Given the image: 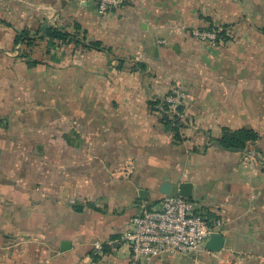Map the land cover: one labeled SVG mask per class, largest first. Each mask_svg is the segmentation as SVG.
I'll return each instance as SVG.
<instances>
[{
  "label": "crops",
  "instance_id": "crops-1",
  "mask_svg": "<svg viewBox=\"0 0 264 264\" xmlns=\"http://www.w3.org/2000/svg\"><path fill=\"white\" fill-rule=\"evenodd\" d=\"M45 23H78L103 48L45 38L17 57L16 34ZM211 26L227 37L194 35ZM174 88L183 142L150 103ZM224 127L261 138L232 151L215 143ZM260 154L264 0H122L105 14L97 0H0V264H129L127 245L95 257L94 243L182 182L225 245L148 264H264Z\"/></svg>",
  "mask_w": 264,
  "mask_h": 264
},
{
  "label": "built area",
  "instance_id": "built-area-1",
  "mask_svg": "<svg viewBox=\"0 0 264 264\" xmlns=\"http://www.w3.org/2000/svg\"><path fill=\"white\" fill-rule=\"evenodd\" d=\"M122 0H97L101 14L121 4ZM194 35L202 40L215 41L217 31L196 29ZM166 100L176 111L183 102L184 93L174 89ZM222 219L208 220L205 211H198L194 200L181 194L165 195L150 205L144 201L133 218L130 227L117 237L96 241L94 253L101 254L106 245L114 248L129 247V264H148L169 254H198L206 250L211 233L219 231Z\"/></svg>",
  "mask_w": 264,
  "mask_h": 264
},
{
  "label": "trees",
  "instance_id": "trees-1",
  "mask_svg": "<svg viewBox=\"0 0 264 264\" xmlns=\"http://www.w3.org/2000/svg\"><path fill=\"white\" fill-rule=\"evenodd\" d=\"M212 30H218L211 26ZM79 34H82L81 36ZM86 32L82 30L80 24L76 23L75 31L69 32L64 30V28L58 27L51 23H45L40 28L32 30L30 28H25L20 30L15 36V46L13 50H16L17 57L26 58L29 57L31 50L38 44L40 40L49 38L50 43L53 46L61 47L64 43L75 42L82 45L85 48H103V43L99 40L97 41H86ZM217 35L221 37H227L225 31L218 32ZM30 65L39 63L38 60H28ZM171 90L167 95L173 94ZM166 96L161 98L153 99L151 103L152 110L160 116V120L164 123L165 127L173 133L174 138L177 141L183 142L185 136L182 133L185 123L182 119V115L185 113V107H178L176 111L171 109V104L166 100ZM261 138L258 131L249 127H241L237 129H232L229 127L223 128V133L219 138L222 146L226 149L232 151H244L247 150L250 143L256 142ZM159 201V200H158ZM156 201V202H158ZM152 205V203H150ZM198 210V209H197ZM199 211V210H198ZM207 219L212 221L211 214L206 212ZM118 236V235H117ZM116 236V237H117ZM115 238V237H113ZM112 239V238H111ZM105 246L103 252L108 248ZM94 254V250H92ZM100 254H94L97 257Z\"/></svg>",
  "mask_w": 264,
  "mask_h": 264
},
{
  "label": "water",
  "instance_id": "water-1",
  "mask_svg": "<svg viewBox=\"0 0 264 264\" xmlns=\"http://www.w3.org/2000/svg\"><path fill=\"white\" fill-rule=\"evenodd\" d=\"M179 107L182 108L183 105L180 104ZM215 143L222 146L220 141H215ZM192 186L193 185L191 182H182L179 185V188H180L179 193L185 197L191 198L192 197ZM162 192L165 195H168L171 193L170 183H165L163 185ZM146 193H147V190H142L140 193L141 197L145 200L148 199V196L145 195ZM225 241H226V237L224 236L223 233H221L219 231L213 232V233H211L209 239L206 242V248L208 250H211V251H220L223 249V247L225 245ZM68 243H69L68 241L62 242V247H61L62 250H64V245H66Z\"/></svg>",
  "mask_w": 264,
  "mask_h": 264
},
{
  "label": "rangeland",
  "instance_id": "rangeland-1",
  "mask_svg": "<svg viewBox=\"0 0 264 264\" xmlns=\"http://www.w3.org/2000/svg\"><path fill=\"white\" fill-rule=\"evenodd\" d=\"M15 47H17V46H15ZM14 53L16 52V50H12ZM16 55H17V53H16ZM175 89V88H174ZM174 89L172 90V91H174ZM176 89H178V88H176ZM169 95H171V94H169ZM166 96V95H165ZM168 96V95H167ZM183 100H184V98H183ZM183 103V102H182ZM264 157V154H260V158L262 159ZM9 250V249H8ZM12 250V249H11ZM39 250H42V249H39V248H36V249H34V251L35 252H38ZM53 250V249H52ZM188 255H192V254H188ZM192 256H194V255H192Z\"/></svg>",
  "mask_w": 264,
  "mask_h": 264
}]
</instances>
